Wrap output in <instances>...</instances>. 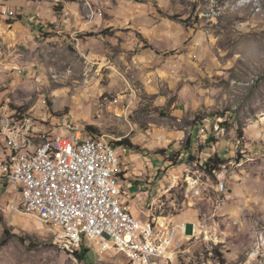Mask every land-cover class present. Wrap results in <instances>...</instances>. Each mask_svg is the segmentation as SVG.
Here are the masks:
<instances>
[{"label":"rangeland","instance_id":"obj_1","mask_svg":"<svg viewBox=\"0 0 264 264\" xmlns=\"http://www.w3.org/2000/svg\"><path fill=\"white\" fill-rule=\"evenodd\" d=\"M263 18L264 0H0V119L129 139L140 150L116 147L124 203L162 225L157 241L188 227L160 264H229L224 244L249 251L252 239L237 237L255 232L258 244L264 234L262 216L235 221L219 187L232 182L231 163L256 154L253 180L264 183V152L247 148L264 136ZM214 155L228 164L209 174ZM2 194L0 264H128L90 239L61 251L59 230L14 212ZM85 249L87 262L72 255Z\"/></svg>","mask_w":264,"mask_h":264},{"label":"built area","instance_id":"obj_2","mask_svg":"<svg viewBox=\"0 0 264 264\" xmlns=\"http://www.w3.org/2000/svg\"><path fill=\"white\" fill-rule=\"evenodd\" d=\"M30 133H33V127L27 129V142ZM1 137L9 139V143H18L15 136ZM45 139H49L50 151L43 153L39 163H32V152L41 147L32 145L29 154L10 153L9 146L4 147L8 155L15 157V164L5 167L17 168L22 173V185L27 189L25 205L39 208L42 219L63 218L68 223L81 224L75 243L81 247L86 245L87 226H95L100 247L121 242L142 249V256L148 257L149 264L169 261L188 235V227L178 225L177 236H168L164 241L153 239V231L160 227L151 219L145 221L149 235L129 231L125 212L118 205L119 172H114L112 166V159H118L116 145L107 142L103 136H76L74 132L63 134L51 128L45 129ZM52 140L61 142L58 156H51ZM12 186L17 185L12 182ZM219 187L224 192V184ZM20 207L15 202L11 206ZM167 240H174V247H167ZM158 242H165L164 252H157ZM59 247L66 253L67 245Z\"/></svg>","mask_w":264,"mask_h":264},{"label":"bare ground","instance_id":"obj_3","mask_svg":"<svg viewBox=\"0 0 264 264\" xmlns=\"http://www.w3.org/2000/svg\"><path fill=\"white\" fill-rule=\"evenodd\" d=\"M260 11V10H259ZM31 120V119H30ZM33 127V133L28 136V142L26 139L27 129ZM0 136H6V138H14L18 140V143H9V139L6 140L7 147L9 146L10 153L19 154H29L32 150V145H36V148L32 152V163H39L43 153H48L50 151L49 139H45V129L31 123L27 119L21 121H16L15 118L11 120L0 119ZM105 138V137H104ZM105 140L109 143L106 138ZM61 149L60 140H52L51 142V156H58L59 150ZM120 157L118 159H112V166H114V172H119L120 175ZM15 164L14 155H7L6 159L0 160V184L6 183L12 186V182L18 189V200L16 201L17 206L20 208H11L14 212L19 214L28 215L43 225L53 227L59 230L55 239L61 245H67L69 250H79L80 245H76V232L81 231V224L68 223L63 220V218H44L39 216V208H33L32 205H25V200L27 198V189L22 185V173L17 168H10L5 166H13ZM120 184V178H119ZM220 190L222 188L220 187ZM118 205L120 209H123L129 224V231L136 232L137 235H149V228L146 225H142L136 217L132 214L130 206L124 203V199L121 196L118 198ZM54 229V230H55ZM56 233V232H55ZM194 234V233H193ZM90 239L95 242H99V237L95 235V226H87L86 240ZM115 248L121 254L127 257L129 260L128 264H149V259L146 256H142V249L133 247L129 244H123L121 242H111L107 243L105 248L101 247V250L108 251L109 248ZM164 243H157V252H164Z\"/></svg>","mask_w":264,"mask_h":264},{"label":"crops","instance_id":"obj_4","mask_svg":"<svg viewBox=\"0 0 264 264\" xmlns=\"http://www.w3.org/2000/svg\"><path fill=\"white\" fill-rule=\"evenodd\" d=\"M169 1L172 4L175 3L176 0H169ZM171 10L173 9L172 8L167 9L168 12ZM251 142L252 143L257 142V145L255 144L249 145V142L247 141L248 143L247 148H250L251 146L250 149H252V151H254L255 153L264 152L263 135H259L257 137V140L255 141L252 140ZM4 147H7L6 140L2 139V137L0 136V160L6 159L8 155V151H4ZM230 154L233 155L234 153L231 152ZM259 157L260 156H257L256 154L248 158V160L246 161H242L240 163L235 162V164L231 163L233 166L232 173L230 174V178L232 182L229 183L228 188H225L224 195L226 194V198L229 205H232V207L234 206L237 208V214L238 216L239 215L241 216H239L238 219H235V221L240 222L241 224H244L247 220H249V218L251 219L250 214L252 215V217L255 218L262 216V219L264 220V183L253 180V174L256 165H258ZM120 168H121V163H120ZM4 191H6L7 193L6 197H8V199L13 201V203L16 200H18V189L16 187L10 186L6 183H1L0 197L3 195L2 193ZM132 214L142 225H147L146 222L142 223L133 212ZM227 214L225 215V217H228L229 219L230 215ZM154 222L156 221L154 220ZM157 224H158L157 227L162 226L159 223ZM177 226L178 225H174L172 226L173 228L170 227L166 228V231H168L169 234H171L172 231L176 233ZM243 234L244 237L241 235L238 236L237 238H245L247 243H248L247 239H249V241L252 239V242H250L251 247L249 251H246L244 248H242L240 242H236V244L233 247L228 246V243L224 244L223 246V249H225V254L226 256H228L229 264H264V234H260L261 238L263 237V240L262 243L258 242V244H257V233L255 232L251 233L249 231H246L245 234L244 231Z\"/></svg>","mask_w":264,"mask_h":264},{"label":"trees","instance_id":"obj_5","mask_svg":"<svg viewBox=\"0 0 264 264\" xmlns=\"http://www.w3.org/2000/svg\"><path fill=\"white\" fill-rule=\"evenodd\" d=\"M25 1H35V0H25ZM150 15H153L150 11H149ZM162 14V13H161ZM101 35H105L104 32L101 33ZM89 133H91V136H95V131L92 127H89ZM194 143V137H190L187 141V146L188 149L192 148V144ZM114 145H116L117 147H124L126 149L135 151V150H140L139 147H137L136 145H134L129 139L125 138L122 139L119 142H113ZM204 147H200V151H204ZM169 151H159L158 153H156V155L158 156H162L164 158L167 159V161L174 165L177 166L178 163L180 162V160L177 158V156L175 154L173 155H168ZM190 158H193L190 156ZM226 164H228V161L221 159L218 155H214L212 157H210L207 162L204 165V169L207 173L209 174H214L215 172H221L222 171V167L225 166ZM123 173H120V176H122ZM8 244V241H4L3 243L0 244V247H4ZM82 248V247H81ZM90 253V250L85 249L82 250L81 252H74L72 255H74L77 259H79L80 261H84L87 262L86 260V256Z\"/></svg>","mask_w":264,"mask_h":264}]
</instances>
